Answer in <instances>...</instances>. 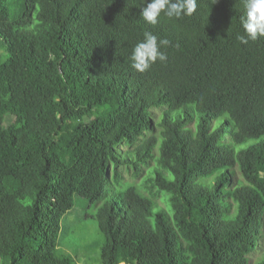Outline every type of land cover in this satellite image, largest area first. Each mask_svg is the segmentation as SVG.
<instances>
[{"label": "trees", "instance_id": "1", "mask_svg": "<svg viewBox=\"0 0 264 264\" xmlns=\"http://www.w3.org/2000/svg\"><path fill=\"white\" fill-rule=\"evenodd\" d=\"M142 6L0 0V264H76L60 224L80 200L100 264H264V37L236 39L241 0L156 25ZM145 31L170 43L141 73ZM155 152L144 192L123 179Z\"/></svg>", "mask_w": 264, "mask_h": 264}, {"label": "clouds", "instance_id": "2", "mask_svg": "<svg viewBox=\"0 0 264 264\" xmlns=\"http://www.w3.org/2000/svg\"><path fill=\"white\" fill-rule=\"evenodd\" d=\"M214 5L218 0H210ZM243 13L239 17L243 34L237 35L240 44L247 45L264 37V0H241ZM197 9V0H143L140 16L148 24L156 25L163 15L168 19H180L191 16ZM167 39H159L150 31L143 33V40L133 47L130 60L131 67L138 72H145L157 61L166 62L167 55L161 47L169 45Z\"/></svg>", "mask_w": 264, "mask_h": 264}, {"label": "rangeland", "instance_id": "3", "mask_svg": "<svg viewBox=\"0 0 264 264\" xmlns=\"http://www.w3.org/2000/svg\"><path fill=\"white\" fill-rule=\"evenodd\" d=\"M158 114V110H154ZM257 140H250L243 147L255 143ZM124 151L126 150L123 147ZM157 153H154V158L150 160L146 167H143L140 175L134 178L131 172L127 171L124 167H121L123 172V179L128 182L140 186L144 192L143 179L149 176V172L156 167ZM146 194V193H144ZM153 200L158 206L163 207V203L160 198H154ZM80 204H76L75 207L70 210L61 220L60 227L62 231L66 232V238L62 241L59 250L64 253H68L76 264H100V250L103 244V236L98 229L96 221L92 218V210L89 208V203L85 200H80ZM264 227V217L261 223V229ZM264 244V239H263ZM261 247V246H259ZM262 252V251H261ZM258 252L250 256V264H257L260 261L263 254ZM224 264H238L228 261ZM261 264V262L259 263Z\"/></svg>", "mask_w": 264, "mask_h": 264}]
</instances>
